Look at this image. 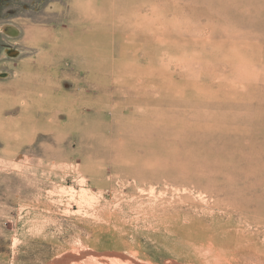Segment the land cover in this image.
Returning <instances> with one entry per match:
<instances>
[{
	"label": "rangeland",
	"instance_id": "obj_1",
	"mask_svg": "<svg viewBox=\"0 0 264 264\" xmlns=\"http://www.w3.org/2000/svg\"><path fill=\"white\" fill-rule=\"evenodd\" d=\"M0 264H264V0H0Z\"/></svg>",
	"mask_w": 264,
	"mask_h": 264
},
{
	"label": "water",
	"instance_id": "obj_2",
	"mask_svg": "<svg viewBox=\"0 0 264 264\" xmlns=\"http://www.w3.org/2000/svg\"><path fill=\"white\" fill-rule=\"evenodd\" d=\"M10 29H13L14 31H15V33H16V35H17V31L14 29V27H12V26H9L8 28H7V31H9Z\"/></svg>",
	"mask_w": 264,
	"mask_h": 264
}]
</instances>
